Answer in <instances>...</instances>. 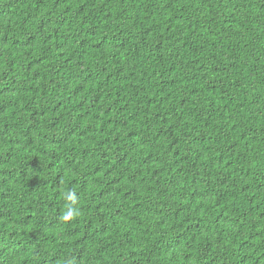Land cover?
Returning <instances> with one entry per match:
<instances>
[{
    "label": "trees",
    "instance_id": "obj_1",
    "mask_svg": "<svg viewBox=\"0 0 264 264\" xmlns=\"http://www.w3.org/2000/svg\"><path fill=\"white\" fill-rule=\"evenodd\" d=\"M0 264H264V0H0Z\"/></svg>",
    "mask_w": 264,
    "mask_h": 264
}]
</instances>
